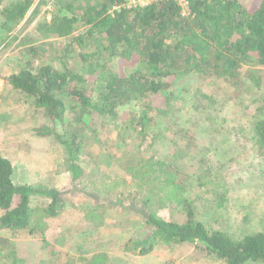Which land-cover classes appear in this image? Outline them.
<instances>
[{
    "label": "rangeland",
    "instance_id": "1",
    "mask_svg": "<svg viewBox=\"0 0 264 264\" xmlns=\"http://www.w3.org/2000/svg\"><path fill=\"white\" fill-rule=\"evenodd\" d=\"M48 5L53 8L52 4H40V12L34 17L29 12L9 31L0 18V154L15 165L14 183L65 191L64 206L58 216L44 217L42 230H2L0 234L7 241L3 239L6 244L1 247L0 264H225L193 243L160 242L145 254L127 246H133L144 233L137 226L143 222L142 212L180 221L189 205L194 216L209 228L230 234L264 231V158L241 136L243 128L249 129L244 126L252 116L264 112V68L250 69L262 78L259 85L256 80H244L239 88L220 82L217 90H211L197 77L183 79L176 94L187 96L188 105L195 103L192 114H187V104L180 103L181 112L167 113L154 139L141 147L125 132L123 120L137 109L131 104L120 111L117 123L90 118L83 127L87 137L78 161L81 169L73 178L63 150L53 145V136H30L35 134L33 128L49 125L48 118L28 106L7 80L20 63L32 60L34 54L27 53V46L42 44L34 55L39 63H56L59 55H64L57 39L52 43L45 40L42 30H36ZM8 34L17 39L6 42L16 46L3 47V37ZM67 62H72L75 70L80 68L73 52L67 55ZM114 64L113 69L122 73L134 66ZM195 90L199 92L195 94ZM205 92L212 96L202 102ZM197 118L201 120L194 126L191 123ZM202 120L213 127L208 129ZM175 121L186 130L175 134L176 127L171 125ZM189 129L195 132L193 139L184 136ZM160 161L166 162V169ZM181 199L186 202L179 206ZM48 201L34 196L31 205L37 206L35 214ZM16 250V256H21L19 263L11 258Z\"/></svg>",
    "mask_w": 264,
    "mask_h": 264
},
{
    "label": "trees",
    "instance_id": "2",
    "mask_svg": "<svg viewBox=\"0 0 264 264\" xmlns=\"http://www.w3.org/2000/svg\"><path fill=\"white\" fill-rule=\"evenodd\" d=\"M33 1L0 0L2 26L9 31L29 12L33 17L40 12V4H52L53 8L48 5L41 11L36 30L44 32L45 40L53 43L57 39L64 55L60 54L56 63H39L34 55L42 44L27 46V53L34 54L32 60L20 63L7 80L13 90L24 96L28 106L48 118L49 125L31 129L35 134L30 136H53V145L63 150L73 178L81 169L78 161L87 137L83 127L90 118L117 123L120 111L131 104L137 109L129 111L123 120L125 132L141 147L154 139L167 113L176 115L181 112L178 105L187 104V96L176 94L183 79L197 77L211 90H217L220 82L239 88L244 80H256L257 85L262 81L250 69L264 68V0H188L186 8L176 0H156L112 11L113 4L125 0H38L34 6ZM8 38L17 39L8 34L3 37L4 43ZM12 41L3 47L16 46ZM72 52L79 58L80 68L76 70L72 62H67ZM115 62L134 66L124 73L117 72L113 69ZM208 95L212 96L202 94L200 101H208ZM194 104H187L188 115ZM252 117L244 126L249 129L243 128L241 136L264 158V112ZM198 120L201 118L191 124L196 126ZM201 123L208 129L213 127L203 120ZM171 125L176 127L175 134L186 130L176 121ZM194 134L189 129L184 136L193 139ZM160 162L166 169V162ZM13 169L12 160L0 154V232L24 227H30L29 233L42 230L44 217H56L62 212L65 191L14 183ZM170 181L177 184L175 179ZM34 196L49 199L39 207L38 214L37 206L31 205ZM185 202L181 199L177 204ZM188 209L180 221L142 212L143 222L137 226L144 233L127 248L145 254L160 242L193 243L225 264H264V231L230 234L209 228L194 216L190 205ZM3 239L6 240L0 234V255L7 241ZM16 254L18 250L11 258L19 263L21 256Z\"/></svg>",
    "mask_w": 264,
    "mask_h": 264
},
{
    "label": "built area",
    "instance_id": "3",
    "mask_svg": "<svg viewBox=\"0 0 264 264\" xmlns=\"http://www.w3.org/2000/svg\"><path fill=\"white\" fill-rule=\"evenodd\" d=\"M156 0H125L122 4H113L110 11L112 10H119L122 7L131 8L134 6H142L149 4ZM183 8H186L188 5V0H176Z\"/></svg>",
    "mask_w": 264,
    "mask_h": 264
},
{
    "label": "crops",
    "instance_id": "4",
    "mask_svg": "<svg viewBox=\"0 0 264 264\" xmlns=\"http://www.w3.org/2000/svg\"><path fill=\"white\" fill-rule=\"evenodd\" d=\"M25 166H28V162H25ZM13 168H14L13 169V177H14V175L16 174L15 172H17V171H16V168H15V165H13ZM13 177H12V179H13ZM20 183H22V182H20ZM11 256H12V254H11Z\"/></svg>",
    "mask_w": 264,
    "mask_h": 264
}]
</instances>
